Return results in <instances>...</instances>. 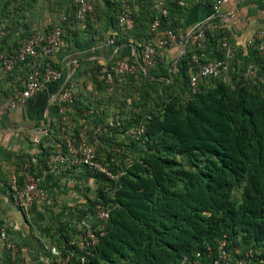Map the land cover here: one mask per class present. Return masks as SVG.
<instances>
[{"label": "trees", "instance_id": "trees-1", "mask_svg": "<svg viewBox=\"0 0 264 264\" xmlns=\"http://www.w3.org/2000/svg\"><path fill=\"white\" fill-rule=\"evenodd\" d=\"M167 7L168 12L180 9L170 2ZM109 16L110 22L118 25L117 19ZM216 38L209 36L206 48L214 52V58L220 57L215 52ZM134 49L137 53L135 44ZM237 57L242 63L247 60L240 53ZM129 60L138 69L132 56ZM254 62L264 74V62L258 58ZM175 65L182 95L169 96L144 115L134 113L133 102L125 112L123 128L144 126L139 140L127 148L122 144L121 154L128 150L130 155L137 152L136 157L125 165L116 153L103 151L107 161L116 158L123 173L115 182L92 174L104 189L99 188L96 198L88 201L79 221L68 226L71 235L78 236L73 225L86 221L95 242L81 252L72 249L71 263L208 264L215 257L218 241L224 238L225 250L232 258L245 261L243 253L250 250L249 264H264V85H252L240 77L235 81L234 76L235 83L210 80L188 97L183 58ZM172 78L153 81L148 87L157 94V86L165 82L176 86L178 79ZM123 90L124 86L121 96ZM162 92L159 89L158 95ZM39 149L38 166H42L50 149L41 145ZM177 157L186 159L189 167L181 166ZM109 168L117 170L113 163ZM234 188L241 189L237 204L232 199ZM98 204L107 210L101 228H96L94 221Z\"/></svg>", "mask_w": 264, "mask_h": 264}, {"label": "crops", "instance_id": "crops-1", "mask_svg": "<svg viewBox=\"0 0 264 264\" xmlns=\"http://www.w3.org/2000/svg\"><path fill=\"white\" fill-rule=\"evenodd\" d=\"M154 1L130 0L132 16L130 23L124 26L112 24L109 20V15L117 19L116 13H119L114 0H92L93 13L82 20H73L69 15L71 20L68 25L62 26L64 41L60 49L49 56V60L61 69L60 79L45 83L24 106L0 113V178L3 181V184L0 183V223L7 227L22 264H40L38 261L46 262L49 256L46 236L43 239L39 232L33 234L29 231V217L32 220L34 217L38 222L45 218L43 202L34 204L26 215H22L6 190L9 180L19 174L23 159H36L35 166H38L40 145L50 149V158L53 146L60 143L61 139H93L98 124L110 118L123 122L126 119L125 112L116 114V106L118 103L121 105L126 92L121 96L120 90L115 93L105 91L95 83L96 71L114 59L132 56L138 66L135 73L143 75L150 84L163 80L165 76L169 81L173 80L172 77L179 78L175 63L182 57L184 47L162 49L157 54L155 64L146 68L140 67L133 55L134 44L149 39L150 19L144 26L141 20L145 14L150 18ZM211 3L212 0H186L183 8L168 12L164 26L184 34L190 33L197 23L208 16ZM64 13L70 14L69 0H0V55L13 51L27 35L45 33L58 23L60 15ZM218 15L226 36L244 57V47L249 37L257 30L264 31V0H228L220 7ZM108 40L113 43L108 44ZM191 45L190 37L186 48ZM23 70L25 66L4 72L0 64V99L21 85ZM65 82L77 95L72 103L64 104L61 107L63 111L59 112L57 103L52 99ZM177 88L174 86L176 91ZM116 135L114 131L104 133L99 138L97 148L118 140ZM58 176L66 185H70L71 181H81L84 188L87 185L85 182L96 181L89 171L66 167L60 175L50 174L43 179L42 186L45 190L53 191L54 197L63 191L56 180ZM65 193L66 202L63 200V203L66 206L78 201L72 189ZM0 264L7 262L2 259Z\"/></svg>", "mask_w": 264, "mask_h": 264}, {"label": "built area", "instance_id": "built-area-1", "mask_svg": "<svg viewBox=\"0 0 264 264\" xmlns=\"http://www.w3.org/2000/svg\"><path fill=\"white\" fill-rule=\"evenodd\" d=\"M228 0H212L208 16L197 23L190 33L184 34L172 30L162 24V20L168 17L167 3H174L177 7L183 8L186 0H155L151 5L152 18L149 22V39L136 42L137 53L133 48L135 61L145 67H152L155 64L158 52L173 46L184 47L182 58L186 70L187 96L194 95L200 91L202 85L210 80H220L222 83L230 84L228 74L231 71L240 77L242 81L252 85H264V74L255 58L264 62V31L257 30L249 37L244 52L247 60L239 63L238 50L226 36L218 15L220 7ZM118 7V26L130 23L131 4L130 0H114ZM70 14H62L56 25L45 33H32L23 38L19 45L11 52L0 55V64L4 72L13 68L25 66L22 74V82L11 94L0 99V113L7 110H15L22 107L26 102L39 92L43 85L60 79L61 69L49 60V56L58 51L62 44L61 24L67 21L69 15L75 20H82L91 16L94 10L92 0H69ZM209 36H217L215 40V52L220 57L214 58L212 51H207ZM192 38V45L186 48L189 38ZM112 44V40L107 41ZM136 67L129 58H117L107 66L101 67L95 73L96 83L108 93H115L123 86L129 84V78L135 76ZM76 92L66 84L62 85L52 101H55L62 112L64 104L72 103L76 98ZM124 122L117 118L107 119L103 124L95 128L93 139H79L71 141L61 139L52 148L51 157L46 159L42 166H35L36 159L25 158L21 163V169L17 176H14L6 184V190L11 197L15 207L26 215L31 207L47 199V193L42 186L46 176L60 175L66 167L85 168L93 175L103 176L108 181H117L122 175V167L117 163L115 157L106 160V153L97 155V146L100 137L110 131L120 130L123 138L139 140L144 134L143 123L137 126L123 128ZM116 151V150H114ZM109 163L116 165L117 170L112 171ZM128 165L129 160L124 161ZM3 181L0 178V183ZM107 210L99 204L95 207L94 221L105 222ZM7 227L0 223V261L5 259L7 264H22L17 257L18 250L9 238ZM85 244H93L95 237L90 229L84 231ZM87 238V241H86ZM224 238L218 241L215 257L211 258L208 264H249L252 252L243 253L245 261L232 258V254L225 250ZM236 254V253H235ZM83 263V258L79 259ZM53 264H73L68 259L55 257Z\"/></svg>", "mask_w": 264, "mask_h": 264}, {"label": "rangeland", "instance_id": "rangeland-1", "mask_svg": "<svg viewBox=\"0 0 264 264\" xmlns=\"http://www.w3.org/2000/svg\"><path fill=\"white\" fill-rule=\"evenodd\" d=\"M116 15H118V12L116 13ZM148 22H149L148 15L146 14L143 15L142 20H141V23H143V26L146 25ZM62 41H64L63 33H62ZM234 76H235L234 79L236 81L238 79V76L235 75L234 71H231L228 74L229 83H235V81L232 80ZM166 80L167 79L165 76L164 81ZM167 83L168 82H165V84L157 86V94H155L156 92L154 91L155 92L154 93L153 90L149 89L148 87L149 81L148 80L146 81L142 76H140V74L135 73V76H133L132 79L129 80V84L127 86H124L125 90H123L122 92L123 93L124 91L126 92L124 94L125 97L124 96L122 97V101L120 102L121 105H119V103L117 104L116 114H124V112H129L130 104L133 102V103H136L133 105V107H131V109L134 110V113L135 111L136 112L139 111V113H142L144 115L147 112V110L154 111L155 107L160 106L162 102L164 101V99H167L169 96H177V94L182 95V92H181L182 87L180 85L181 83L179 79L176 83V86L178 87L177 91L174 89L173 86L171 87L166 86ZM159 89L163 90L161 95H158ZM125 104H126V108L124 109ZM142 106L144 107L139 110H136L137 108L142 107ZM115 133L117 134L116 136L118 140H113L115 142L111 143L112 145L109 144L110 146L105 145L106 147L103 146L102 148H97L98 152L104 153L103 151L109 150L113 153H116L115 156H117L118 160L123 159V162L125 160H129L131 158L136 157V155L138 154L137 152L135 154L132 153V155H130V153H128V150L126 151L127 152L126 155L121 154L123 150L122 144L127 148L131 145L133 140L129 138H123V136L120 134L121 133L120 130H116ZM137 151H139L138 148H137ZM177 161L180 163L181 166L189 167L188 166L189 163L186 159L177 157ZM80 170L83 172H88V170L83 167H81ZM89 173L92 175L90 171ZM86 177L88 176L86 175ZM58 178L56 180H58L59 188H62L64 192H67L68 189H72V193L78 196V201L71 202L70 203L71 205L66 206L65 205L66 203H63V200H65V196L67 195V193L64 194V192L62 191L63 193L61 192L60 194L57 195V197H54L53 191L46 190L48 197L45 201H43V205H44L43 213L45 215V218L41 222H38L36 221L34 217L32 220V217L28 216L29 218H31L29 219L31 222V224H29L30 233L36 234V232H39L40 238H43L46 236V242H47L46 244H49L47 246L48 247L47 249L49 250V256H47V261L46 262L42 260L38 261V263L41 262L40 264H53L54 259L55 257L57 258V256L61 259L69 260L71 256L70 251L74 248H76L79 252H81V249L84 246H86V244H85V241L83 240L84 236L82 235L83 236L82 237L80 234L81 232L83 233L88 228V223L85 225L84 222L86 221H83L82 223L73 225L76 228V230L80 232V234L77 237L71 235V231L69 230L70 228L68 224L71 222H74V223L78 222L80 219L79 215L84 209H86V205H88V201H93L96 198L97 190L99 188L104 189V186L101 185V183L97 180L96 181L94 180L92 182H85V184H87L85 186L87 188L86 189L84 188V184L81 183V181L80 183L71 181L69 182L70 185H66V182L62 180L61 176H58ZM69 186H72V187H69ZM107 196H110V195L107 194ZM239 196H240V189L234 188L232 190V199L234 203L236 204L237 202L239 203L238 201ZM95 223H96V228L102 227L101 225L103 224V222L95 221ZM77 226H81V227L78 228ZM70 227H72V225H70ZM86 241H87V238H86ZM49 246L52 247L54 252L51 251V247ZM254 253L259 254V250H254Z\"/></svg>", "mask_w": 264, "mask_h": 264}, {"label": "water", "instance_id": "water-1", "mask_svg": "<svg viewBox=\"0 0 264 264\" xmlns=\"http://www.w3.org/2000/svg\"><path fill=\"white\" fill-rule=\"evenodd\" d=\"M184 49V48H183ZM140 67H142V66H140Z\"/></svg>", "mask_w": 264, "mask_h": 264}]
</instances>
